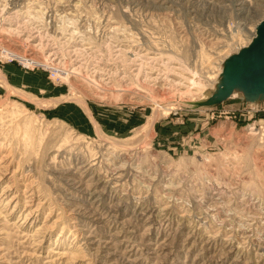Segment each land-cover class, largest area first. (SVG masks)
I'll return each mask as SVG.
<instances>
[{"label": "rangeland", "instance_id": "rangeland-1", "mask_svg": "<svg viewBox=\"0 0 264 264\" xmlns=\"http://www.w3.org/2000/svg\"><path fill=\"white\" fill-rule=\"evenodd\" d=\"M263 19L0 0V264H264V100H209Z\"/></svg>", "mask_w": 264, "mask_h": 264}, {"label": "water", "instance_id": "water-1", "mask_svg": "<svg viewBox=\"0 0 264 264\" xmlns=\"http://www.w3.org/2000/svg\"><path fill=\"white\" fill-rule=\"evenodd\" d=\"M224 68L222 86L209 100L219 104L237 91L248 101L264 100V19L251 43L228 58Z\"/></svg>", "mask_w": 264, "mask_h": 264}, {"label": "bare ground", "instance_id": "bare-ground-1", "mask_svg": "<svg viewBox=\"0 0 264 264\" xmlns=\"http://www.w3.org/2000/svg\"><path fill=\"white\" fill-rule=\"evenodd\" d=\"M160 5V4H159ZM163 6V5H162ZM162 8V7H161ZM244 26H246V25H244ZM248 27V26H247ZM214 91V90H213ZM212 93V92H211ZM120 166H121V164H120ZM115 168V167H114ZM89 192H91V191H89ZM95 193V192H94ZM219 195V194H218ZM222 196V195H221ZM216 197V196H215ZM219 197V196H218ZM248 197V196H247ZM240 203V202H239ZM245 205V204H244ZM243 205V206H244ZM228 213V212H227ZM264 213V212H263ZM97 215V214H96Z\"/></svg>", "mask_w": 264, "mask_h": 264}, {"label": "built area", "instance_id": "built-area-1", "mask_svg": "<svg viewBox=\"0 0 264 264\" xmlns=\"http://www.w3.org/2000/svg\"><path fill=\"white\" fill-rule=\"evenodd\" d=\"M36 65H38V63Z\"/></svg>", "mask_w": 264, "mask_h": 264}]
</instances>
